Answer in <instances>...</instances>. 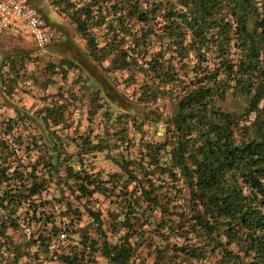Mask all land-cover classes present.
I'll return each instance as SVG.
<instances>
[{
	"label": "trees",
	"instance_id": "16d2710c",
	"mask_svg": "<svg viewBox=\"0 0 264 264\" xmlns=\"http://www.w3.org/2000/svg\"><path fill=\"white\" fill-rule=\"evenodd\" d=\"M55 3L65 85L0 61V264H264V0Z\"/></svg>",
	"mask_w": 264,
	"mask_h": 264
},
{
	"label": "rangeland",
	"instance_id": "374dc122",
	"mask_svg": "<svg viewBox=\"0 0 264 264\" xmlns=\"http://www.w3.org/2000/svg\"><path fill=\"white\" fill-rule=\"evenodd\" d=\"M42 1L43 0H30L35 6H40ZM40 11L49 24L51 41L47 46V52L42 56L37 55V48L33 41H31L32 44L29 43V45H27L28 47H25L28 54L25 56L24 64L19 68V72L22 75L20 74L21 77L17 79L11 97L12 102L26 107L39 106L42 96L54 93L61 84L63 86L65 85L57 75L49 77L50 74L47 69L49 63L57 62V60L71 53V49H69L68 45H65V36H68L67 44H69V41H72L76 46H79V48L83 50L87 49L85 41L74 31L72 23H70L69 19L61 14L60 11L55 13L44 7H40ZM33 77L37 78L42 84H45L44 88L39 87L35 83L33 84ZM72 77L73 72L70 71L68 81H70ZM0 113L8 115L11 114L12 111L9 109L5 110V107H0ZM85 124V122L81 124V130L84 129ZM84 222L85 221H82V223Z\"/></svg>",
	"mask_w": 264,
	"mask_h": 264
},
{
	"label": "built area",
	"instance_id": "2783aa9c",
	"mask_svg": "<svg viewBox=\"0 0 264 264\" xmlns=\"http://www.w3.org/2000/svg\"><path fill=\"white\" fill-rule=\"evenodd\" d=\"M40 7L55 13L59 11L54 0H43L40 6L33 5L30 0H0V37L5 33L30 37L37 48V55H44L51 41V30ZM156 128L162 130L163 124L158 123Z\"/></svg>",
	"mask_w": 264,
	"mask_h": 264
},
{
	"label": "crops",
	"instance_id": "0c3cea01",
	"mask_svg": "<svg viewBox=\"0 0 264 264\" xmlns=\"http://www.w3.org/2000/svg\"><path fill=\"white\" fill-rule=\"evenodd\" d=\"M31 41L30 37L27 36L19 37L12 36L9 33L3 34L0 37V61L2 56L3 60L6 57L14 58L15 56H18L19 59L21 56H26L28 52L25 50V47H28L27 45H29Z\"/></svg>",
	"mask_w": 264,
	"mask_h": 264
},
{
	"label": "clouds",
	"instance_id": "9594fccd",
	"mask_svg": "<svg viewBox=\"0 0 264 264\" xmlns=\"http://www.w3.org/2000/svg\"><path fill=\"white\" fill-rule=\"evenodd\" d=\"M19 37H21V36H19Z\"/></svg>",
	"mask_w": 264,
	"mask_h": 264
}]
</instances>
